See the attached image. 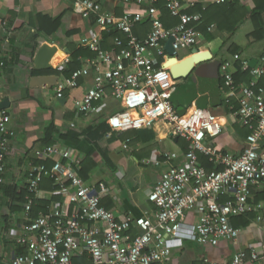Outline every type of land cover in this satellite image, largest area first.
Masks as SVG:
<instances>
[{"label":"built area","instance_id":"1","mask_svg":"<svg viewBox=\"0 0 264 264\" xmlns=\"http://www.w3.org/2000/svg\"><path fill=\"white\" fill-rule=\"evenodd\" d=\"M68 1L76 15L94 23L81 46L95 57L79 58L82 67L57 82L56 99L67 100L68 93L80 87V80L91 78V87L72 100L71 111L89 117L107 96L118 102L120 110L107 119L110 131L106 139L162 123L173 136L184 140L188 149L182 164H175L180 158L176 152L161 153L146 161L147 166L166 164L168 168L148 197L155 211L139 217L120 215L104 205L112 196L110 188L105 182L93 183L80 176L83 156L75 149L58 144L36 149V160L29 164L27 173L24 204L29 222L17 239L26 253L16 255L11 264H171L172 252L186 241L214 247L221 241L236 243L241 229L232 225V219L258 211L259 206L250 202L251 190L264 184V87L259 85L264 77V56L252 70L255 78L244 86L235 82L236 62H241L242 70L249 69L239 55L233 62L226 60L220 65L229 94V117L249 130L244 151L234 155L216 145L226 125L221 117L198 106L179 113L173 104L178 81L172 78L170 67H164L170 58L166 44L174 39V57L178 60L184 59L180 51L197 48L203 18L186 13L192 4L181 0H124V12L118 16L106 10L100 0ZM161 2L179 20L171 29L161 20ZM145 21H149L151 30L146 38H140L136 30ZM109 34L121 36L107 40ZM106 43H111L109 49L104 48ZM71 61L67 57L63 64ZM5 68L0 50V70ZM15 136L10 114L0 109V196ZM128 143L124 149H128ZM200 154L220 170L208 171L200 162ZM46 179L53 182L54 189L43 193L41 185ZM49 196L62 200L32 220L35 203L49 200ZM189 214H195L196 221ZM258 263V251L251 247L237 252L229 263L204 258L199 264Z\"/></svg>","mask_w":264,"mask_h":264},{"label":"crops","instance_id":"2","mask_svg":"<svg viewBox=\"0 0 264 264\" xmlns=\"http://www.w3.org/2000/svg\"><path fill=\"white\" fill-rule=\"evenodd\" d=\"M181 1L186 5H193L189 8L201 5L206 9L209 4H214V0ZM240 2L248 10L254 8L253 0H240ZM118 4V1L110 0V3L105 4L104 7L109 12L115 13ZM37 14L52 18L63 16V27L57 34V38L46 40L41 37L35 40L36 31L32 28L30 22L33 16ZM232 22L234 21L232 20ZM88 28V23L73 12L72 2L68 0H0V50L7 61L6 68L0 70V102L9 99L11 106L6 110L12 118V128L16 132L15 138L10 143L6 159L7 170L4 177L5 186H8L9 189L17 188L20 190L27 187L29 164L36 160L34 151L50 146H45L46 144L43 141L46 127L51 122L58 126L60 133H65L69 129L76 132H90L107 125V119L120 110V104L107 96L99 104L93 115L82 117L75 112L73 114L71 111L72 100L81 97L91 87V78L80 80V87L70 91L68 99L65 101L56 99L55 94V99L59 105L58 109L54 108L53 101L48 98V92L50 90L55 92L57 82L65 78L63 74L57 75L55 72L66 69L68 64H63L64 59L71 58L73 52L84 48L81 46V40L86 36ZM150 30L151 26L146 31L143 26H139L136 34L140 38H146ZM208 30L214 38L208 41L205 35L201 33L202 39L196 49L200 50L199 52L210 51L213 58L209 62L196 66L189 78L185 80L188 85L194 84V86L192 85L193 88L190 87L189 90H186L187 99L185 98V101H182L181 98V95L185 93H182L179 86H177L173 104L179 113H184L186 108L188 111L193 106H198L221 117L226 125L223 134L216 140V145L224 151L239 155L246 147V136L249 130L234 122H232V125L228 122L230 110L226 105V99L229 94L223 86L220 64L230 58L233 62V57L239 55L243 62L248 63L249 69L243 70V72L249 74L251 82L255 78L252 70L260 65V60L264 56V38L257 41L252 37L255 29L251 20L241 23L232 35L220 31L214 23L209 26ZM70 32L76 33L69 36L68 33ZM262 33L264 34V27ZM44 43H47L43 49L46 53H49V45L56 48L55 50L53 48L54 51L48 60L44 59V62L49 63L51 68L41 70L35 67L34 59L38 49ZM226 44H229L227 50L230 55L228 57L224 53L222 55ZM230 47H232V53ZM66 50L69 53H66ZM189 54L183 58L191 56ZM80 58L88 59L92 57ZM57 66L60 67V70L56 69ZM34 71H40V74L34 76ZM42 76L57 77L58 81L54 82L51 79L40 87H34L32 79ZM49 83L53 86L51 89L47 88ZM244 85L247 84H240V86ZM232 101L235 102L233 98ZM113 103H117V106L115 107ZM79 118L83 120L78 122ZM72 124L75 125V128L71 127ZM229 124L231 128H228L230 127ZM109 131L110 128L97 143L88 142L91 139L83 137L81 145L77 146L84 162L89 154L91 159L98 163L97 169L88 181L93 183L105 182L108 185L112 196L104 201V205L109 204V207H106L120 215L130 214L139 217L146 212L153 213L155 209L153 204L149 202L148 197L155 185L161 180L168 166L166 164L149 166L151 173L156 176V181L151 184L149 189H146L145 197H136L140 190V184L137 182H124L128 177V170H125L123 165L120 164L121 160H132L137 166H140L155 155L176 152L180 158L175 164H182L183 155L188 149V144L184 140L173 136L171 130L162 123L157 124L152 129H140V131L133 132L132 137L128 139V149L123 147L125 142L121 146L110 145V139L105 138ZM114 135L119 136L121 134ZM56 144L59 145V142ZM62 145L67 146L66 144ZM107 163L112 166V170L117 168L119 171L121 167L122 171L117 173L120 182L106 181L100 177L105 171L104 167H107ZM41 191L44 193L52 190L41 188ZM3 193L0 196V264H11L12 259L18 255L17 252L20 249H25L18 245L17 239L22 235L23 226L29 221L26 220L24 206L11 200L10 194ZM49 197V200L41 201L47 203V205L45 206L46 211L40 212L39 215L47 213V208L52 207L54 203H60L62 200L60 196ZM250 202L259 206L258 211L246 215L244 219L239 217L232 219V225L241 229L236 243L221 241L214 247L186 241L182 248L172 252L170 263L199 264L204 258L220 263H229L237 252L253 247L259 254L258 264H264V184L252 188ZM18 207H20V210ZM188 217L194 221L197 219L195 214H189Z\"/></svg>","mask_w":264,"mask_h":264},{"label":"trees","instance_id":"3","mask_svg":"<svg viewBox=\"0 0 264 264\" xmlns=\"http://www.w3.org/2000/svg\"><path fill=\"white\" fill-rule=\"evenodd\" d=\"M112 1H118V8L115 10L116 15H122L124 12V0H112ZM103 5L109 4L110 0H100ZM254 8L251 10L246 9V7L241 5L240 0H231L225 4H209L207 8L205 9L203 6L198 5L192 8H189L186 13L188 14H200L203 18V22L199 27V31L203 33L208 41H211L214 37L212 34H210L208 31V28L211 24H215L217 26V29H219L222 32H225L229 35H232L235 33V31L238 29V26L243 23L246 20H251L254 26V32L252 34V37H254L257 41H261V39L264 38V34L262 33L263 27H264V21H263V14H264V0H253ZM106 6V5H105ZM158 7L161 11V20L166 28L171 29L179 24V20L177 18H174L170 12L164 7V3L158 4ZM63 16H59L56 18L44 16L42 14H37L33 16L30 25L32 28L36 31V34L34 36L35 40L44 37L46 40L48 39H55L57 38V34L61 31L63 27ZM232 20L234 22H232ZM86 21V20H85ZM88 23V30L86 33V36L88 32L94 28V23H90V21H86ZM143 26L145 31L148 29L151 25L149 21H145L143 24L140 25V27ZM76 32H70L68 33L69 36L75 35ZM263 34V35H262ZM115 35L119 34H109L106 35L105 38L107 40L113 39ZM84 36V38L86 37ZM121 36V35H119ZM105 49H109L111 47V43H106L103 45ZM232 53V47L229 48ZM80 57H92L94 58L95 55L91 53L89 50L81 48L73 52L71 56V63H69L63 71L55 72L57 75L63 74L65 78H69L75 71L79 70L82 67V63L79 61ZM6 60V59H5ZM7 65V61H6ZM221 65V64H220ZM236 74H235V82L237 86H240L241 83H246L247 85L250 83L249 80V74L246 72L244 73L242 70V64L240 62L237 63L236 67ZM4 70V69H3ZM40 74V71H34L33 75L36 76ZM259 85L264 87V77L259 81ZM224 86V82H223ZM225 87V86H224ZM235 103V102H234ZM236 104V103H235ZM187 111V108L185 112ZM184 112V113H185ZM183 113V112H182ZM74 114V112H73ZM109 130V126L103 125L99 127L95 131H82V132H76L75 130L69 129L65 133H60L58 126L55 125L54 122H51L45 130V136H44V144L47 145H56V143L59 142V145L66 144L67 147H73L78 152V145H81L82 138L91 139L88 140V142H95L97 143L102 139L106 131ZM135 131L140 130H133L126 134H121L119 136L114 135L109 141L110 145H116L121 146L123 142H127L128 139L132 137V133ZM249 133H247L248 136ZM246 136V137H247ZM118 137V138H117ZM181 140V139H180ZM65 146V145H62ZM36 163H40L39 161H35ZM84 162V160H83ZM200 162L202 165L208 170H220V167H217L215 164L209 162L208 158L204 155L200 154ZM98 163H96L94 160L91 159V155L88 154L86 157V161L82 163L81 170H80V176L88 181L90 179V176L92 173L95 172L97 169ZM41 188H48L49 190H53V182L50 179H46L43 183ZM3 194H10L11 200L16 201L18 204H21L24 206L26 202V196L28 195L27 187L21 188L18 190L17 188L9 189L8 186H3ZM223 200H226V198H223ZM47 203H42L41 200L37 201L33 207V210L31 212V218L36 219L40 212H45V206ZM109 205V204H108ZM106 205L107 207H109ZM20 210V207H18ZM245 216H241L239 218L244 219ZM28 224V223H26ZM26 250L20 249L17 254L22 255L25 254Z\"/></svg>","mask_w":264,"mask_h":264},{"label":"water","instance_id":"4","mask_svg":"<svg viewBox=\"0 0 264 264\" xmlns=\"http://www.w3.org/2000/svg\"><path fill=\"white\" fill-rule=\"evenodd\" d=\"M173 42L174 39L171 38L167 44H166V50L168 52V55L170 56V58L168 59V61L166 62V64L164 65L165 68H167L168 66H170V71H171V75L172 78L176 81H180L182 79H187L189 78V76L192 74V72L195 70L196 66L205 63V62H209L212 60L213 55L210 51H204V52H198L197 49H193L192 50V55L184 58L182 60H178L176 57H174V49H173ZM47 43H44L39 49L37 54L35 55V67L41 70H46V69H50L51 65L49 63H45L44 59L48 60L53 51L55 50V46H50L49 45V53L44 52L43 49L45 47ZM54 48V50H53ZM51 49V50H50ZM66 53H69L68 50H66ZM252 66V64H251ZM51 79L54 80V82L58 81L57 77H34L32 79L33 82V86H42L43 84H45V82L50 81ZM49 87L47 88H52L53 86L51 85V83L48 84ZM45 86V85H44ZM61 101H65L61 100ZM10 102L9 99H5L2 102H0V109H9L10 108ZM206 106V104H205ZM205 109V108H203Z\"/></svg>","mask_w":264,"mask_h":264},{"label":"rangeland","instance_id":"5","mask_svg":"<svg viewBox=\"0 0 264 264\" xmlns=\"http://www.w3.org/2000/svg\"><path fill=\"white\" fill-rule=\"evenodd\" d=\"M227 45V46H226ZM223 51H222V55L224 53V55H227V57L230 55L228 52V47L229 44H226ZM189 53H191V51H180L179 52V56L180 58L188 55ZM228 60H232L231 58ZM186 79H182L180 81H178V86L180 88V91L183 93H185L184 95H181V98L183 99L182 101H185L187 99L186 97V90H189L190 87H192V85L194 86L193 83H191L190 85H188L187 83H185ZM189 88V89H188ZM193 88V87H192ZM191 88V89H192ZM48 98H50L53 101L54 104V108L58 109L59 105L55 99V92L54 90H50L48 92ZM186 98V99H185ZM113 105H115V107L117 106V103H113ZM83 119H78L79 121H82ZM228 122L232 125V120L230 117H228ZM229 124L231 128V125ZM122 162L120 163L121 165H123V167L125 168V170H128V177L127 179L124 180L125 183L130 182V183H134L137 182L139 183V187L140 190L138 191V193L136 194V197H145L146 195V189H149V187L151 186L152 183H154L156 181V176L155 174L151 173V168H149V166L146 165V163L144 162V164L137 166L134 161L130 160L128 161L127 159H122ZM108 164V163H107ZM107 167H104L105 171L101 174L100 177H102V179L106 180V181H112L115 182L116 181H121L118 177L119 172H121V167L119 168V171L117 170V168L114 170H112V166L110 164L106 165ZM103 168V167H102ZM114 171V172H113ZM118 176V177H117ZM119 179V180H118Z\"/></svg>","mask_w":264,"mask_h":264}]
</instances>
